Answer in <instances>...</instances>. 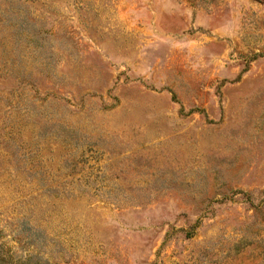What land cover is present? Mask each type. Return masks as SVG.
Wrapping results in <instances>:
<instances>
[{"label": "rangeland", "instance_id": "rangeland-1", "mask_svg": "<svg viewBox=\"0 0 264 264\" xmlns=\"http://www.w3.org/2000/svg\"><path fill=\"white\" fill-rule=\"evenodd\" d=\"M0 264H264V0H0Z\"/></svg>", "mask_w": 264, "mask_h": 264}]
</instances>
